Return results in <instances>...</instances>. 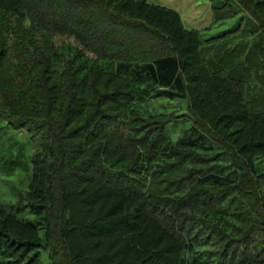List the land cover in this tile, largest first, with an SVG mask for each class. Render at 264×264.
I'll list each match as a JSON object with an SVG mask.
<instances>
[{
    "label": "trees",
    "instance_id": "16d2710c",
    "mask_svg": "<svg viewBox=\"0 0 264 264\" xmlns=\"http://www.w3.org/2000/svg\"><path fill=\"white\" fill-rule=\"evenodd\" d=\"M43 1L0 0L35 38L18 89L0 78V119L35 148L13 206L35 218L0 205V264H264V0L212 3L246 15L210 37L148 0ZM159 97L173 108L143 107Z\"/></svg>",
    "mask_w": 264,
    "mask_h": 264
},
{
    "label": "rangeland",
    "instance_id": "374dc122",
    "mask_svg": "<svg viewBox=\"0 0 264 264\" xmlns=\"http://www.w3.org/2000/svg\"><path fill=\"white\" fill-rule=\"evenodd\" d=\"M152 3H157L164 5L176 10L184 24L187 28H195L199 30L204 36L210 37L217 35L218 33L232 28L241 16H245V11L241 10L236 16L227 18L225 20L215 21L212 15V3L218 0H148ZM44 5L47 4L48 7L55 5H63L62 0H44ZM230 2H234L230 0ZM30 11L34 10L33 5L30 6ZM29 9V8H28ZM36 11V10H35ZM3 12L0 11V30L5 39L6 45L4 47L7 50L6 57L0 59V78L3 76L11 81L12 88L14 90L18 89V81L15 77H18L22 69L26 66L23 63V59L26 58L31 51H33L30 46V42L33 44V38H29L28 31L26 27V21L24 17H19L15 13L10 14L6 17L2 15ZM41 16V13H38ZM45 22L53 21L55 27H63L64 21L58 20L53 17L51 13L44 15ZM38 18V17H37ZM2 35H0L2 37ZM2 37V38H3ZM51 45L57 46H68L71 53H80L81 61L90 62L94 60L95 55L88 51L78 43L73 37L67 36L66 34H58L51 36ZM150 46V45H149ZM5 55V54H4ZM31 56V54H30ZM53 62L57 72L63 70V63L55 59L54 54ZM23 57V59H22ZM28 58V57H27ZM26 58V59H27ZM3 60V61H2ZM79 60V61H80ZM91 61V62H92ZM56 69L51 68L52 72H56ZM252 81L249 82L250 90L256 92L258 95L261 94V88L256 86ZM1 90L6 93V90L11 89L6 85V82L2 83L0 80ZM18 93V90L16 91ZM164 104V105H163ZM166 101L162 98H155L153 101L149 100L143 104L146 110L152 111H164L170 110L173 106L165 105ZM183 108V107H182ZM168 112V111H167ZM3 110L0 107V116H2ZM182 113V110H178V114ZM178 121L170 122V131L172 138H176L180 134V130L190 123L188 117H180ZM15 125H8L7 121L0 119V205L9 207L13 210L15 215L20 218L33 220L34 214L28 209H23L15 211L13 206L17 205L22 194H27L26 190L29 187L30 178L33 173V164L31 163L32 156L35 153V148L30 144L29 137L24 131L16 130ZM32 146V147H31ZM257 166L256 169L259 172L264 169V163ZM23 196V195H22ZM20 203V202H19ZM37 218V216H36ZM48 261L42 263L47 264Z\"/></svg>",
    "mask_w": 264,
    "mask_h": 264
}]
</instances>
